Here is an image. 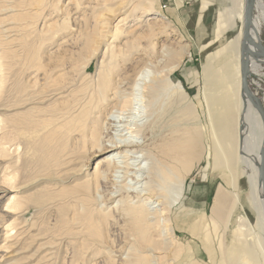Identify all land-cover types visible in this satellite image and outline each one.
Returning a JSON list of instances; mask_svg holds the SVG:
<instances>
[{"label": "rangeland", "instance_id": "obj_1", "mask_svg": "<svg viewBox=\"0 0 264 264\" xmlns=\"http://www.w3.org/2000/svg\"><path fill=\"white\" fill-rule=\"evenodd\" d=\"M42 1L39 5L36 0H0V194L9 190L0 199V264H126L118 251L125 237L135 231V224L117 214L114 220L104 219L108 207L82 201L80 197L94 164L103 157L87 155L90 138L93 141L91 130L97 126L92 110L97 105V92L91 100L83 95L93 89L89 83L99 71L106 46L94 55V40H84L82 31L86 27L90 26V35L94 33L92 20L87 25L85 19L90 12L82 8L87 0ZM155 4L156 9L150 14L156 12L170 22L175 30L172 39H176V49L180 44L189 45L174 76L193 98L183 102L192 105L194 114L180 113L176 118L180 123H196L202 137L201 155L190 169L184 197L169 212L173 232L168 235V245L161 239L157 245L161 248L156 250L157 263L233 264L236 256L250 252L260 257L259 238L240 230L242 218L249 229L256 228L258 219L246 172L240 168L236 174L225 160L219 167L214 164L211 119L215 114L233 112L240 127L244 123V103L237 86L220 92L211 108L204 97L203 63L226 60L218 52L237 34L242 23L236 16L233 28L220 26L217 30L216 14L221 8L218 0H155ZM259 15L260 9L255 8L254 18ZM44 19L47 21L43 27ZM10 27H18L20 34L15 35ZM260 39L264 44V24ZM73 47L75 58L68 78L76 80L80 91H69L60 99H43L49 89L62 83V70L35 82L33 55L44 60L53 51L57 56ZM92 55L93 61L83 69ZM262 67L257 72L251 69L249 77L253 92L261 99L264 64ZM254 81L260 82V86ZM176 99L179 101L180 97ZM84 111L87 117H82ZM163 114L160 111L154 119L159 118L155 120L157 131L168 135L165 140L184 131L181 126L171 131ZM71 160L75 161L69 163ZM80 163L86 164L85 174L69 179ZM220 187L237 193L231 213L225 208L222 217L211 211ZM95 224L102 225L104 230L102 242L115 247L113 255L102 252L100 238L90 228Z\"/></svg>", "mask_w": 264, "mask_h": 264}, {"label": "bare ground", "instance_id": "obj_2", "mask_svg": "<svg viewBox=\"0 0 264 264\" xmlns=\"http://www.w3.org/2000/svg\"><path fill=\"white\" fill-rule=\"evenodd\" d=\"M218 1L221 8L216 14V29L233 28L236 16L242 25L237 34L228 39L218 52L225 55L226 60L218 64L203 63L204 97L211 108L220 92L237 86L245 111L244 123L240 127L238 117L233 112L213 115L211 128L215 138L214 164L219 167L225 160L228 166H233L236 174H239L237 169L240 168L246 172V179L250 181L256 201V228L249 229L246 220L242 218L240 230L259 238L261 259L250 252L245 256H236L233 264H262L264 199L258 170L263 125L259 113L242 91V38L246 0ZM36 2L39 5L44 3L42 0ZM82 6L90 12L85 19L87 25L92 20L91 29L94 31L90 35V26L86 27L82 31L84 40H94V55L103 46L106 47L99 71L89 83L93 89L83 95L91 100L94 92H97V105L92 109L95 118L91 117L97 126L91 130L93 141L90 138L91 148L87 155L101 154L103 157L94 164L93 171L89 174L91 177L81 187L80 197L82 201H94L97 205L108 207L104 219L114 220L117 218H114V214H117L135 224V231L125 237L123 246L118 251V254L122 253L121 257L126 264H158L156 250L160 247L157 245L160 239L163 244L168 245V235L173 232L169 212L184 197L190 169L201 155L200 128L190 120L180 123L176 118L180 113L187 116L194 114L192 105L183 102L192 101L193 98L174 76L184 55L189 51V45L180 44L176 49V39H172L175 30L171 29L170 22L156 12L150 14L156 9L155 0H87ZM255 8L260 9V15L253 19V35L260 38L261 26L264 24V0H256ZM139 11L140 14L137 15ZM121 15L123 17L118 20ZM46 21L41 20L43 27ZM114 21L117 22L112 25ZM7 28L8 26L5 27L6 31L9 30ZM17 28L13 30L10 27L15 35L20 32ZM161 37L164 39L160 40ZM251 49L255 48L252 46ZM75 51L76 47H73L57 56L53 51L44 60L33 55L31 63L32 67H36L35 82L46 80L50 78L49 74H59L62 70L59 74L62 76V83L49 89L43 99H60L69 91L73 94L80 91L76 80L68 78ZM94 55L85 61L83 69H87ZM263 64L252 58L250 74L251 69L260 71ZM254 82L260 86V82ZM176 97H180V100ZM261 101L264 105V98ZM160 111L165 113L163 115L171 131L179 126L184 127V131L177 136L172 134V137L165 140L168 135L157 131L155 120L159 118L154 119ZM87 116V111H84L82 117ZM60 119L62 120V113ZM72 161L75 160L69 163ZM80 164L76 173L69 175V179H77L85 174L86 164ZM8 191L4 190L0 199L5 198ZM236 197L237 193L227 192L220 187L211 208L212 213L222 217L229 209L227 213L230 214ZM164 224L166 228L162 227ZM90 228L100 238L98 242L101 243L103 253L116 252L113 245L102 242V225L95 224ZM190 264L197 263L191 261Z\"/></svg>", "mask_w": 264, "mask_h": 264}, {"label": "water", "instance_id": "obj_3", "mask_svg": "<svg viewBox=\"0 0 264 264\" xmlns=\"http://www.w3.org/2000/svg\"><path fill=\"white\" fill-rule=\"evenodd\" d=\"M245 13H244V25H243V38H242V91L244 92L247 100L259 113L262 125H263V144L261 149V159L259 166V176L262 182L263 199H264V105L261 98L254 95L252 88L249 85L250 74V60H254L264 63L261 59H264V44L260 38H256L253 35V19L256 6V0L245 1ZM255 49H251V47Z\"/></svg>", "mask_w": 264, "mask_h": 264}]
</instances>
